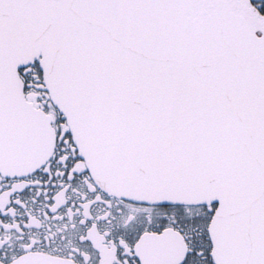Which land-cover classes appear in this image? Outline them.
<instances>
[{
  "label": "snow or ice",
  "instance_id": "snow-or-ice-1",
  "mask_svg": "<svg viewBox=\"0 0 264 264\" xmlns=\"http://www.w3.org/2000/svg\"><path fill=\"white\" fill-rule=\"evenodd\" d=\"M0 264H264V0H0Z\"/></svg>",
  "mask_w": 264,
  "mask_h": 264
}]
</instances>
